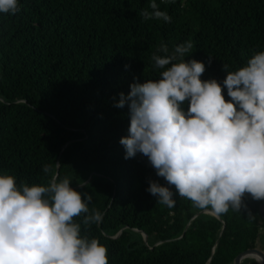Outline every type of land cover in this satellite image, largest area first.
Returning <instances> with one entry per match:
<instances>
[{
  "label": "trees",
  "instance_id": "1",
  "mask_svg": "<svg viewBox=\"0 0 264 264\" xmlns=\"http://www.w3.org/2000/svg\"><path fill=\"white\" fill-rule=\"evenodd\" d=\"M156 2L170 23L143 18L151 0H20L15 15L0 13V174L29 186L67 177L92 194L89 212L103 222L82 234L107 246L109 264H235L247 250L264 252V200L246 194L241 211L216 217L173 185L176 207L159 204L149 180L167 182L146 157L124 158L129 108L115 104L132 83L159 79L152 56L163 44L190 40L186 60L222 83L224 64L235 71L264 51V0Z\"/></svg>",
  "mask_w": 264,
  "mask_h": 264
},
{
  "label": "clouds",
  "instance_id": "2",
  "mask_svg": "<svg viewBox=\"0 0 264 264\" xmlns=\"http://www.w3.org/2000/svg\"><path fill=\"white\" fill-rule=\"evenodd\" d=\"M20 8V0H0V13ZM150 8L144 19L171 22L156 0ZM192 48L190 40L174 50L163 44L152 56L162 69L159 79L134 82L119 94L115 106H128L130 115L120 143L125 159L146 157L166 180H149L147 191L159 204L176 207L174 185L182 198L220 217L230 208L241 211L246 194L264 200V51L235 71L224 64L221 83L201 79L205 63L186 60ZM72 184L53 176L47 186L18 185L16 176L0 174V264H109L107 246L82 234L83 227L101 224L103 213H90L92 194ZM84 213L82 224L74 219Z\"/></svg>",
  "mask_w": 264,
  "mask_h": 264
},
{
  "label": "water",
  "instance_id": "3",
  "mask_svg": "<svg viewBox=\"0 0 264 264\" xmlns=\"http://www.w3.org/2000/svg\"><path fill=\"white\" fill-rule=\"evenodd\" d=\"M206 212L212 213L210 210H206ZM261 214L264 217V204L261 206ZM198 215L199 214H197L194 218H196ZM143 235L145 237V241L148 243L149 242V236L145 233ZM248 257L256 258L261 264H264V252H262L259 249H250V250H247V251L241 253L237 257L235 264H243V261Z\"/></svg>",
  "mask_w": 264,
  "mask_h": 264
}]
</instances>
